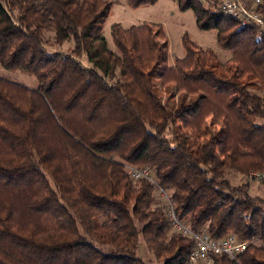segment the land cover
Returning a JSON list of instances; mask_svg holds the SVG:
<instances>
[{
    "label": "trees",
    "instance_id": "trees-1",
    "mask_svg": "<svg viewBox=\"0 0 264 264\" xmlns=\"http://www.w3.org/2000/svg\"><path fill=\"white\" fill-rule=\"evenodd\" d=\"M176 5L239 67L222 69L184 34L168 68L159 26L113 24L111 48L113 0H0V66L37 81L0 79V264H147L140 244L158 264H187L193 241L169 235L158 189L191 230L248 242L238 262L214 264H264V198L224 177L264 172V33L218 0ZM70 42V53L46 50ZM122 162L150 169L158 189Z\"/></svg>",
    "mask_w": 264,
    "mask_h": 264
},
{
    "label": "rangeland",
    "instance_id": "rangeland-1",
    "mask_svg": "<svg viewBox=\"0 0 264 264\" xmlns=\"http://www.w3.org/2000/svg\"><path fill=\"white\" fill-rule=\"evenodd\" d=\"M264 1V0H262ZM257 11L263 16L260 9L257 6ZM113 24H118L122 29L127 30L130 27H139L142 25L151 26L152 28L161 27L164 32L165 39H167V53L168 59L166 66L171 68L174 66L176 59H183L185 53L182 46V38L184 34H188L190 39L197 44V47L213 56V60L219 63L222 69H230L239 67L238 63L233 60L231 52L221 50L215 41V34L213 32H201L197 30L195 26V19L191 11L180 12L177 9L176 0H158L154 6L132 9L127 7L126 0H113V8L104 26V37L107 43L112 48V41L110 38V27ZM46 38L51 40L52 34L47 33ZM49 54L70 53L72 50V43H65L60 48L53 46L47 47ZM80 63L88 68V64L85 57L79 58ZM0 79L13 82L15 84L24 86L28 89L36 88L37 81L34 77L22 72V71H8L0 66ZM245 81V78H241ZM174 99L177 101L179 94L173 91ZM264 98V91L259 93ZM174 102V103H175ZM210 119H206V124L210 122ZM259 124L260 121L256 120ZM124 170L127 172L128 165L124 164ZM137 168V167H135ZM224 177L229 180L233 185H239L249 183V193L252 196L264 198V184H257L253 182H247V174H241L234 170H227L224 173ZM169 194L171 192H168ZM155 199V206L158 203L164 202L160 193L157 191L153 194ZM172 233L170 229L169 235ZM139 256L147 264H158L154 257L147 251L144 246L139 245Z\"/></svg>",
    "mask_w": 264,
    "mask_h": 264
},
{
    "label": "built area",
    "instance_id": "built-area-1",
    "mask_svg": "<svg viewBox=\"0 0 264 264\" xmlns=\"http://www.w3.org/2000/svg\"><path fill=\"white\" fill-rule=\"evenodd\" d=\"M262 0H218L219 11L228 19L236 22L241 27L256 26L264 33V19L257 11V6ZM131 180L144 179L154 186L150 169L147 167L127 168ZM247 182L264 184V172L251 171L247 174ZM158 189V188H157ZM160 196L167 206V216L171 223V231L179 232L184 237L193 241V249L189 254L187 264H214V257L222 256L230 262H238L239 257L245 253L248 242L239 240L233 234L221 238H212L202 231H193L187 225L177 220L168 194L158 189Z\"/></svg>",
    "mask_w": 264,
    "mask_h": 264
}]
</instances>
